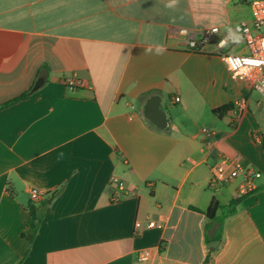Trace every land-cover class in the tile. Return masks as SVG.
Here are the masks:
<instances>
[{
	"label": "crops",
	"instance_id": "0c3cea01",
	"mask_svg": "<svg viewBox=\"0 0 264 264\" xmlns=\"http://www.w3.org/2000/svg\"><path fill=\"white\" fill-rule=\"evenodd\" d=\"M169 3L0 0V106L27 95L0 111V264H264V144L253 138L264 135V97L217 53L232 23L250 20L245 1ZM214 27L199 53L175 34ZM233 41L225 52L248 54ZM153 98L164 129L146 118ZM240 98L233 128L232 110L214 111ZM221 155L262 178L235 214L209 219L213 200L238 199L236 183L208 187ZM113 175L127 187L119 202ZM32 189L45 200L33 204Z\"/></svg>",
	"mask_w": 264,
	"mask_h": 264
},
{
	"label": "built area",
	"instance_id": "2783aa9c",
	"mask_svg": "<svg viewBox=\"0 0 264 264\" xmlns=\"http://www.w3.org/2000/svg\"><path fill=\"white\" fill-rule=\"evenodd\" d=\"M251 11L250 20L240 19L232 23V30L228 35L222 36L217 45V53L223 58L231 76L240 81L241 84L252 91L260 93L264 97V0H250ZM176 36L185 44L191 52H204L207 42L220 34V29L214 27L201 32L190 29L175 30ZM239 36L243 39L248 54H235L225 52L224 49L229 44H234L233 38ZM64 85L70 90L84 87V82L77 78H67ZM247 100L238 99L233 106L234 117L231 127L235 128L247 110ZM202 132L213 137L215 132L203 129ZM255 143L264 144V135L255 134ZM262 178V173L255 168L245 164L240 157H218L212 167V175L208 183L211 191L218 192L223 187L236 183V195L238 199L254 194L258 189V181ZM110 189L112 200L119 202L127 192L126 183L117 175L110 179ZM30 200L33 204H40L45 200L46 194L37 189L29 191ZM151 227H162L155 222L150 223ZM151 256V251L142 253L141 259L147 261Z\"/></svg>",
	"mask_w": 264,
	"mask_h": 264
},
{
	"label": "trees",
	"instance_id": "16d2710c",
	"mask_svg": "<svg viewBox=\"0 0 264 264\" xmlns=\"http://www.w3.org/2000/svg\"><path fill=\"white\" fill-rule=\"evenodd\" d=\"M27 97V95H22L21 97H19L18 99H15L13 101H10L6 104H3L0 106V111L21 101L24 100ZM233 109V105L230 106H225L222 107L220 109H217L214 111V114L216 116H218L219 118L224 117L229 111H231ZM241 199H236V200H232L226 207L222 206L219 202H217L216 200H213L208 211H207V216L209 219H215L217 212L220 209H226L228 211L227 215H233L236 212V207L240 204ZM34 216V215H33ZM219 239V238H218Z\"/></svg>",
	"mask_w": 264,
	"mask_h": 264
},
{
	"label": "water",
	"instance_id": "95a60500",
	"mask_svg": "<svg viewBox=\"0 0 264 264\" xmlns=\"http://www.w3.org/2000/svg\"><path fill=\"white\" fill-rule=\"evenodd\" d=\"M42 82L40 81L35 89H38ZM146 118L154 123L157 127L164 129L166 128L168 121L166 119L165 113L160 109L158 99L153 98L151 99L146 108H145ZM220 243L216 242L209 246V248H217Z\"/></svg>",
	"mask_w": 264,
	"mask_h": 264
},
{
	"label": "rangeland",
	"instance_id": "374dc122",
	"mask_svg": "<svg viewBox=\"0 0 264 264\" xmlns=\"http://www.w3.org/2000/svg\"><path fill=\"white\" fill-rule=\"evenodd\" d=\"M245 3H244V13L246 14L247 18L250 19L251 18V11H250V8H249V2L250 0H244ZM264 31V30H263Z\"/></svg>",
	"mask_w": 264,
	"mask_h": 264
},
{
	"label": "clouds",
	"instance_id": "9594fccd",
	"mask_svg": "<svg viewBox=\"0 0 264 264\" xmlns=\"http://www.w3.org/2000/svg\"><path fill=\"white\" fill-rule=\"evenodd\" d=\"M177 0H170V3L167 5L168 7H172L176 4Z\"/></svg>",
	"mask_w": 264,
	"mask_h": 264
}]
</instances>
